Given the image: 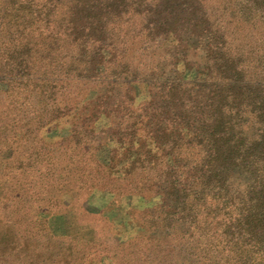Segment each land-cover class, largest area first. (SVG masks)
Masks as SVG:
<instances>
[{
    "label": "trees",
    "instance_id": "trees-1",
    "mask_svg": "<svg viewBox=\"0 0 264 264\" xmlns=\"http://www.w3.org/2000/svg\"><path fill=\"white\" fill-rule=\"evenodd\" d=\"M0 22V157L42 165L51 201L88 182L66 188L75 163L62 152L103 166L86 198L103 195L130 241L114 264H264V72L230 56L203 0H0ZM139 36L160 66L128 58ZM0 179L8 192L24 184ZM7 230L3 256L17 241ZM74 240L50 257L71 256ZM41 253L26 264L47 263Z\"/></svg>",
    "mask_w": 264,
    "mask_h": 264
},
{
    "label": "rangeland",
    "instance_id": "rangeland-1",
    "mask_svg": "<svg viewBox=\"0 0 264 264\" xmlns=\"http://www.w3.org/2000/svg\"><path fill=\"white\" fill-rule=\"evenodd\" d=\"M203 5L205 10L213 16V20L218 22L219 28L225 29L228 36V53L239 61L241 64L239 66H242L250 74L264 72V0H203ZM258 12L260 15H257ZM33 29L35 30L34 39L37 40L39 25L34 24ZM126 30H129V40H132V29L127 28ZM143 41L140 36L134 38V43L128 51V58L135 64L143 59L147 65L155 66L158 64L160 66L162 64L160 58L157 56L153 58V54H151L153 49L142 56L140 55L139 46ZM20 117L18 126L28 130L25 125L28 120L27 117L22 114ZM4 125L0 124V130L4 128ZM7 135L9 139L11 133L7 132ZM90 148L89 154H96L92 151L95 145H90ZM30 151L29 149L23 154L25 158L30 155ZM15 153L10 154L9 158L5 155L0 157V173L14 172L16 177L24 182L21 187L17 186L18 188L8 192L2 189V180L0 179V242L6 243V234L9 233L8 225L15 226L17 234L15 236L17 240L15 249H13L14 246L11 248L12 245H10L5 256L2 254L6 249L0 245V264H26V262L29 263L35 259L37 257L35 254L39 251L42 252L39 260H45L50 257L53 249L58 251L56 241L59 240L65 249L72 238L76 239L74 240L76 244L72 246L71 256H66L67 254L63 258L61 256L59 261L56 259L57 256H51L45 264H52L53 260L59 262L54 264H114L113 261L117 262L121 255L129 251L126 247L130 241L125 236L118 234L117 227L120 226L114 223L115 227L117 226L115 228L111 224V220L109 221L105 217L110 216L107 210L103 208L106 198L103 199V195L100 198L96 196L95 201L86 198L87 189H91L92 184L103 183L105 175L103 166L95 165L89 155L82 158L76 151L71 154H63L64 152H62L63 159L72 158V162L75 163L74 171L71 172L73 179H70L74 186L64 182L66 188L69 190L77 188V184L86 178L88 182L84 187L81 185L83 188L75 189L73 195L69 194V197L67 195V197H63L64 200L55 199L51 201L48 199L49 196H57L58 191L49 185L50 177L47 176V171L42 169V165H37L34 169L33 167H29V169L16 168L20 165L14 163ZM99 153L102 154L103 152ZM80 158L82 160L77 163L76 161ZM21 167H25L24 163ZM94 169H98V172H94ZM22 171L27 172L23 176H18V173ZM28 171L34 173L28 174ZM37 171H42V174L36 173ZM66 174L68 173L64 171L62 178H65ZM117 185L119 186L115 182L111 186L113 188L111 190H114ZM129 213L131 214V211ZM137 214L135 217H138ZM59 215L62 218H54V216ZM59 218L61 219L59 220ZM127 228L128 226L120 229L127 231L125 234L129 235L126 237H131L133 241L132 235L134 233H129ZM79 238H81L80 241H78ZM27 244L30 251L23 250ZM113 254L117 255L116 259H112Z\"/></svg>",
    "mask_w": 264,
    "mask_h": 264
}]
</instances>
